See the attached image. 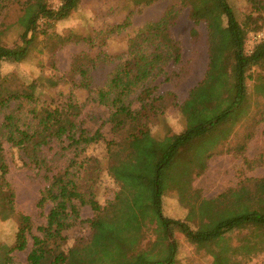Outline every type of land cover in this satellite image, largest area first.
<instances>
[{"label":"trees","instance_id":"1","mask_svg":"<svg viewBox=\"0 0 264 264\" xmlns=\"http://www.w3.org/2000/svg\"><path fill=\"white\" fill-rule=\"evenodd\" d=\"M60 1L61 6L57 10L48 5V0H25L22 3L18 43L12 47L6 46L4 34L0 31V64L25 62L35 45H41L38 43L40 35L45 37L44 43L56 42V50L74 40L93 45L94 38L91 37L48 34L51 23L67 19L81 3V0ZM160 1L164 0H128V3L138 8ZM170 1L174 5L162 19L137 29L128 38L124 55L118 58L120 63L99 89L92 88L90 73L97 63L113 61L103 52L94 58L88 54L75 58L67 77L54 73L26 84L17 75L10 74L0 80V220H16L18 224L14 243L0 244V264H15L13 254L27 250L33 229L30 217L15 212V194L6 179L9 165L5 146L9 145L11 150H16L19 156L21 154L24 164L30 167L34 165L49 173L46 161L41 158V149L63 139L71 141L74 156L64 171L51 178L49 187L42 193L38 207L43 209L52 204V208L47 215L46 225L39 228L42 236L33 239V247L25 264H93L90 262L91 251L103 243L106 245L109 237L114 241L113 245H118L131 255L106 228L105 221L111 204L102 207L97 200L99 181L104 173L114 180L119 189L137 186L145 190L141 199H145L149 193L152 205L145 212L148 211L151 216L147 223L150 225H145L141 217L144 211H140L141 228L148 238L167 243L170 250L164 261L148 262L142 255H134L133 264H177L178 244L175 240L171 241L176 232L190 244L209 249L212 264H250L263 251L260 248L264 237L262 234L238 237L235 233L252 228L264 230V179L255 180L251 200L240 205L233 201L235 190L215 199L196 197L183 201L188 211L187 221L192 217L197 218L196 230L191 229L187 222L167 218L163 213V199L168 193L178 194L182 187L192 188L195 177L206 171L202 169L196 174L182 175L186 176L189 185L169 183L166 172L175 166L184 151L193 149L199 141L210 137L217 127L232 122V134L217 149L219 155L231 154L234 150L231 152L227 145L237 135V126L249 129L264 122V75L261 74V71L264 72V38L251 49L248 48L250 35L264 30V0H247L250 11L243 18L239 17L228 0ZM1 9L4 8L0 0ZM186 9L195 26L193 36L198 34L196 27L201 23L207 25L210 66L203 80L191 89L188 98L180 104L172 92L159 94L156 82L160 78L165 82L180 78L181 45L172 36V28L181 10ZM41 19L48 22L46 28L39 24ZM223 20L226 22L225 31L230 47L220 58L219 67L214 69L219 59L222 34L217 22ZM130 26L129 16L123 24L101 30L98 37L104 45L107 37ZM176 67L179 70H175ZM41 85L50 89L65 85L69 87V92L63 100L54 97L44 99L39 92ZM78 90L87 91L89 100L92 98L108 110L111 140H105L99 133L89 137L78 126L77 119L85 108L78 102ZM172 108L178 111L183 131L175 134L165 124L162 137H155L153 129L161 121L166 122L164 116ZM258 116L260 120H257ZM246 122L251 123L245 126ZM139 140L145 143V147L140 148L144 155L143 162L126 167L113 160L132 150ZM249 140L250 136H243L244 143L236 147L237 151L245 152ZM168 141L171 143L162 150L161 146ZM99 143L105 144V163L99 158L85 155L90 146ZM258 161L247 160L245 163L248 168L264 164ZM118 194L115 199L119 198ZM79 206H90L96 214L90 223L92 236L70 246L65 232L79 219ZM97 239L102 242L99 246Z\"/></svg>","mask_w":264,"mask_h":264},{"label":"rangeland","instance_id":"2","mask_svg":"<svg viewBox=\"0 0 264 264\" xmlns=\"http://www.w3.org/2000/svg\"><path fill=\"white\" fill-rule=\"evenodd\" d=\"M24 1L1 0V5L4 9L0 10V31L3 32V42L8 47L17 44L21 35L18 20L22 15V3ZM228 1L239 17L241 16L240 18L245 17L249 13L250 6L247 0ZM48 5L53 10H57L61 6V1L48 0ZM173 5L174 2L164 0L149 7L141 6L137 8L128 3V0H81L79 8L73 11L67 19L51 23L52 27L49 29L48 34L63 37H91L94 38L92 46H89L86 42L74 40L73 43L56 50V42L48 41L44 43L45 37L40 35L38 43L41 45H35L25 62L21 64L3 62L0 64V80L10 74L17 75L26 84L37 80L40 76L50 77L54 73L67 77L72 71L75 58L83 54H88L94 58L103 52L108 56V59H113V61L107 60L97 63V67L92 69L90 73L92 88L94 90L99 89L104 86L110 74L120 63L118 58L124 55L128 38L137 29L146 24L158 22ZM129 16L131 17V26L120 33L107 37L103 45L98 33L109 26L123 24ZM47 23L43 19L39 21L42 28H46ZM217 27L222 34L219 59L214 64V69L219 67L220 58L230 47V40L225 31L226 22L224 20L217 22ZM194 28L195 26L190 19L188 9L181 10L172 28V36L181 45L182 65L179 67L182 72L180 78H176L171 82H165L163 78H160L156 82L159 85V94L164 95L172 92L177 96L180 104L188 98L191 89L203 80L210 66L207 25L203 22L196 27L198 33L196 36L192 34ZM263 38L264 30L257 34H251L248 48L251 49L255 43ZM175 70H179V68L176 67ZM261 74L264 75V72L261 71ZM39 92L44 99L54 97L55 99L63 100L69 92V87L62 85V87L50 89L45 85H41ZM76 95L78 102L85 105L81 116L77 119L78 126L85 130L89 137L99 133L105 140H111L108 110L94 102L92 98L89 100V93L85 90L76 91ZM252 113L254 114L255 110ZM164 118H166V122L163 123L161 121L153 129L155 137H162L165 124L175 134L183 131L184 127L175 108L169 109ZM257 120H260L259 116ZM250 123L246 122L245 126ZM233 129L232 122L217 127L211 133V138L207 137V139L199 141L193 149L184 151L178 161L175 162V166L166 172L165 177L169 180V183L173 185L178 183L184 186V184L189 183L187 178H185L187 175H190V173L196 174L202 169L203 171L206 170L199 177H195L191 183L192 188L182 187L177 191L179 195L172 192L164 197L163 213L167 218L187 222L191 229L196 230L198 227L197 218L192 217L187 221L188 211L183 205V201L193 200L196 197L215 199L230 190H235L233 201L236 205L251 200L254 193L255 180L264 179V164L248 168L245 162L247 160L250 162L259 160L260 164L264 162V122L255 124L249 129L237 126L235 130L237 135L232 137L227 145L230 146L231 152L234 150L233 153L219 155L217 152L218 147L223 140L230 137ZM246 135L247 137L250 136L251 140L246 142V150L241 153L237 151L236 147L244 143L243 136ZM170 143L171 141H168L163 144L161 146L162 150ZM143 147H145V143L139 140L132 150L114 157L113 160L126 165V167L140 164L144 160V155H142L140 149ZM73 150L71 141L68 139L54 141L50 145L43 147L41 149V158L46 161L49 169V173H46L34 165L30 167L24 164L21 154L19 156L18 152L11 150L9 145L5 146L9 165L6 179L15 194V212L30 217L33 224L32 233L28 238L27 250L13 254L15 264L26 263L28 254L33 247V239L42 236L39 228L46 225L47 215L52 208V204L40 209L38 203L43 191L49 187L51 178L64 171L73 158ZM85 155L99 158L105 163V144L99 143L90 146ZM192 161L194 162L193 164ZM184 174L186 176H182ZM144 191L137 186H131V188L124 186L119 189L110 176L106 173L102 174L99 181L97 200L102 207L111 204L105 221L106 228L123 247H126L128 253L132 256L122 251L123 249L118 245H113L114 241L109 237L110 239H108L106 245L103 243L101 247L91 251L90 262L93 264H133L132 257L138 255H142L148 262L167 259L170 254L167 243H160L148 238L141 228L138 217L140 211H144L141 212V217L147 227H149L150 224L147 223L151 219L149 212H145L151 208V197L148 193L145 199H141ZM118 192L119 198L115 199ZM136 192H139V194ZM148 198L149 202L147 201ZM95 216L96 214L90 206H79V219L72 228L65 232L70 246L76 241L81 242L91 238L92 229L90 223L95 219ZM17 228L16 220L6 222L0 220V244L12 245L15 241ZM259 234L264 236V230L252 228L235 233L238 237L245 235L256 237ZM174 240L178 244L177 264H212L209 249H200L197 245L190 244L178 232L175 233L174 239L171 238V241ZM96 242H99L98 246L102 243L99 239ZM260 248L263 251L259 252L250 264H264V237Z\"/></svg>","mask_w":264,"mask_h":264}]
</instances>
